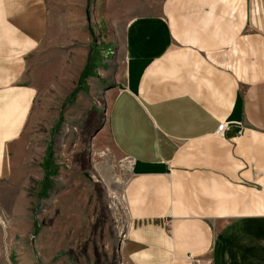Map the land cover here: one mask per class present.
<instances>
[{"label":"crops","instance_id":"obj_1","mask_svg":"<svg viewBox=\"0 0 264 264\" xmlns=\"http://www.w3.org/2000/svg\"><path fill=\"white\" fill-rule=\"evenodd\" d=\"M45 1L0 0L1 183L37 94L20 82L50 29ZM122 1L107 132L130 163L126 264H264V0H162L144 15Z\"/></svg>","mask_w":264,"mask_h":264},{"label":"rangeland","instance_id":"obj_2","mask_svg":"<svg viewBox=\"0 0 264 264\" xmlns=\"http://www.w3.org/2000/svg\"><path fill=\"white\" fill-rule=\"evenodd\" d=\"M161 1L125 4L144 15ZM45 2L50 29L20 82L37 94L0 182V264H126L130 163L107 124L132 16L122 0Z\"/></svg>","mask_w":264,"mask_h":264},{"label":"built area","instance_id":"obj_3","mask_svg":"<svg viewBox=\"0 0 264 264\" xmlns=\"http://www.w3.org/2000/svg\"><path fill=\"white\" fill-rule=\"evenodd\" d=\"M228 125L227 124H222L221 126H219L218 130H217V135L218 136H225L226 131L228 130ZM242 134V131L239 133V135Z\"/></svg>","mask_w":264,"mask_h":264},{"label":"bare ground","instance_id":"obj_4","mask_svg":"<svg viewBox=\"0 0 264 264\" xmlns=\"http://www.w3.org/2000/svg\"><path fill=\"white\" fill-rule=\"evenodd\" d=\"M118 203H120V202H118ZM124 231V230H123ZM119 234H122V229H121V233H120V231H119Z\"/></svg>","mask_w":264,"mask_h":264}]
</instances>
